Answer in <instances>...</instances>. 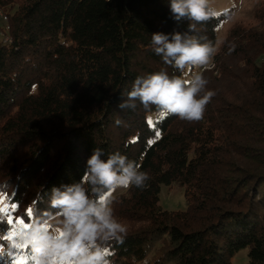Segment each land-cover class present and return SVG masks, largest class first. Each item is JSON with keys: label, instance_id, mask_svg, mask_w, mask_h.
Returning <instances> with one entry per match:
<instances>
[{"label": "trees", "instance_id": "1", "mask_svg": "<svg viewBox=\"0 0 264 264\" xmlns=\"http://www.w3.org/2000/svg\"><path fill=\"white\" fill-rule=\"evenodd\" d=\"M167 5L0 0L8 16L0 23V207L16 204L14 220L27 223L29 208L46 207H33L35 194L78 181L92 149L105 159L119 151L151 179L113 199L128 228L113 264H232L242 249L247 264H264V1L257 23L235 25L219 48L233 9L199 26L218 48L203 70L216 93L203 119L149 124L141 105H117L137 76L174 72L151 48L153 32L187 29ZM173 183L185 187V210L158 204L162 185ZM8 227L0 223V233Z\"/></svg>", "mask_w": 264, "mask_h": 264}, {"label": "clouds", "instance_id": "2", "mask_svg": "<svg viewBox=\"0 0 264 264\" xmlns=\"http://www.w3.org/2000/svg\"><path fill=\"white\" fill-rule=\"evenodd\" d=\"M167 7L176 25L188 21L187 29L153 32L151 48L174 72L161 69L137 76L117 107L135 111L139 104L154 120L175 116L197 122L216 95L207 89L203 70L218 51L199 26L219 13L212 0H168ZM105 155L101 148L92 149L78 181L35 194L33 207L40 203L46 207L11 239L7 231L0 233V264H5L4 257L12 261L18 253L26 264H113L110 257L124 244L128 228L114 214L112 194L121 188L143 190L151 177L119 151L106 159Z\"/></svg>", "mask_w": 264, "mask_h": 264}, {"label": "rangeland", "instance_id": "3", "mask_svg": "<svg viewBox=\"0 0 264 264\" xmlns=\"http://www.w3.org/2000/svg\"><path fill=\"white\" fill-rule=\"evenodd\" d=\"M264 0H212V6L220 14L229 9H233L232 16L223 22L218 29V42L217 47L225 41L229 34V31L239 23L255 24L257 23V11ZM0 11L3 12L2 9ZM0 23L2 20L0 18ZM1 38V33H0ZM217 48V49H218ZM214 67L212 62L207 69ZM228 80V79H227ZM226 81V80H225ZM225 85H231L229 81ZM149 119L153 122L154 119L149 115ZM126 189L121 188L112 194V199L118 194H121ZM158 204L166 210H185L187 209V201L185 197V187L173 183L171 185H162L159 195ZM248 263V251L247 249L240 250L233 258L232 264H247Z\"/></svg>", "mask_w": 264, "mask_h": 264}, {"label": "snow or ice", "instance_id": "4", "mask_svg": "<svg viewBox=\"0 0 264 264\" xmlns=\"http://www.w3.org/2000/svg\"><path fill=\"white\" fill-rule=\"evenodd\" d=\"M149 124L152 121L149 119ZM158 135V133H157ZM151 143V141H150ZM3 197L0 196V204H3ZM18 206L16 204L5 205L4 207H0V223H4L6 221L9 226L7 229V236L9 239L14 237L22 227L26 226L24 218H16L14 220L12 213L17 210ZM33 215V209L29 208L27 210V217H31ZM19 247V246H18ZM11 264H26L25 258L21 254H17L11 261Z\"/></svg>", "mask_w": 264, "mask_h": 264}, {"label": "built area", "instance_id": "5", "mask_svg": "<svg viewBox=\"0 0 264 264\" xmlns=\"http://www.w3.org/2000/svg\"><path fill=\"white\" fill-rule=\"evenodd\" d=\"M0 18H1V20L4 23L8 20V16L4 12H2V11H0ZM0 28H1V25H0Z\"/></svg>", "mask_w": 264, "mask_h": 264}]
</instances>
